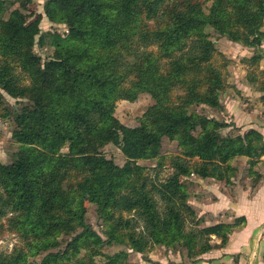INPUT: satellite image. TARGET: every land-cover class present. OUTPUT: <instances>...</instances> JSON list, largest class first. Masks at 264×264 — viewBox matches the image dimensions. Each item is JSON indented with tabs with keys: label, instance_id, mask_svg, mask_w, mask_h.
Instances as JSON below:
<instances>
[{
	"label": "trees",
	"instance_id": "obj_1",
	"mask_svg": "<svg viewBox=\"0 0 264 264\" xmlns=\"http://www.w3.org/2000/svg\"><path fill=\"white\" fill-rule=\"evenodd\" d=\"M32 3L0 0V120L13 122L18 145L10 164L0 161V235L8 226L23 244L0 252V264H127L128 252L104 255L115 245L138 254L185 248L197 261L228 247L246 218L200 229L185 179L229 186L236 159L251 170L264 161V137L255 129L224 137L231 124L190 108L221 107L225 81L209 29L261 46L264 0H48L44 14ZM43 18L68 34L42 32ZM47 40L54 55L43 65L34 50ZM263 58L248 62L256 68ZM248 81L264 93V73ZM143 94L155 104L129 128L115 116L117 103ZM164 138L180 153L172 175L156 183L138 162L161 159ZM108 145L120 148L123 167L105 156ZM194 159L201 163L191 166ZM87 197L105 238L87 222Z\"/></svg>",
	"mask_w": 264,
	"mask_h": 264
},
{
	"label": "rangeland",
	"instance_id": "obj_2",
	"mask_svg": "<svg viewBox=\"0 0 264 264\" xmlns=\"http://www.w3.org/2000/svg\"><path fill=\"white\" fill-rule=\"evenodd\" d=\"M32 2L31 9L38 14L39 12L44 14V9L38 8L36 0H32ZM40 28L42 32L57 33L63 37L68 34V29L65 25L52 24L46 18H43ZM262 30L264 31V26ZM208 32L217 47V54L213 59L214 64L221 70L225 81V88L220 96L221 107L211 108L204 105H196L190 108V112L201 116H207L210 120L216 119L219 122L231 124V127L221 131V134L224 137H235L240 134L243 135L248 131L246 124V116H249L248 114H253L255 110H257L259 118H264V102L262 101L264 93H261L258 90L257 85H253L248 81L249 75H259L264 73V58L256 68L255 65L248 62L255 55H261L264 57V40L262 41L261 46L257 48H248L241 44L231 42L226 36H221L214 32V30L209 29ZM49 44L50 41L47 40V45L39 47V44H37L34 50L35 53L40 56L43 65L54 55V49ZM18 73H20V70H18ZM22 77L25 76L22 75ZM262 79L263 78H259L258 80L260 81ZM27 84L28 79L25 80V85ZM6 98L11 106H17L16 100L8 96ZM154 104V99L148 94L141 95L134 103L120 101L117 103L115 116L125 126L135 128L140 125V120L147 113L149 108L154 106ZM13 131L14 124L11 120H0V161L3 164H10L14 154L18 151V145L12 138ZM103 152L108 159L113 160L120 167H123L127 162L122 151L117 146L108 145L104 148ZM179 153L180 150L178 148V143L176 141H171L168 138H164L161 159L139 161L138 164L147 169L146 174H148L149 178L152 177L156 183L164 182L173 173L170 159L179 156ZM200 163V160L194 159L190 162V165L195 166ZM232 165L237 168V174L235 178L232 179V184L230 185H235L234 182H236L237 184L235 187L239 184L242 187H249L251 191L250 193L256 192L259 189L261 182L264 180L263 159L253 170L250 169L247 158H238L232 162ZM199 181H203V179L195 176L185 179V183L187 184L190 193V204L203 201V196H201L200 193V187L202 185L199 184ZM205 181L212 182L215 180L209 179ZM223 185L226 184L223 183L222 186ZM209 197L207 200L208 202L210 199H213V195L211 194ZM84 207L87 212L86 219L88 224H90L99 235L105 238L103 235V223L99 219L97 207L91 202L90 197L85 199ZM192 207L194 208L193 205ZM6 220L7 219H4L1 222L2 225H6ZM206 220L207 223L205 224V222H203L199 227L200 229L209 227V225L216 221L208 217H206ZM234 220L235 218L232 219L230 223H233ZM213 237H215V239H213ZM211 243L212 245H219L220 241L216 236H212ZM251 244H264V228L260 230L259 234H256L251 241ZM21 247H23V244L20 236L16 232L8 231V226H6L0 235V252L11 254ZM252 247L255 248V246ZM123 251L128 252L129 254L127 264H196L201 261H205L208 264H212L213 262V264H221L222 260L227 256L224 254L221 258L214 259L212 256L215 252L213 251L196 261L188 258L187 250L185 248H179L174 252H170L166 247L155 246L146 254L134 253L127 247L119 245L103 248V253L107 256H112ZM254 256L255 254H251V252L238 253L233 257V264H253V262L251 263V260ZM103 260L104 258H97L98 262H102ZM256 260L257 264H260L261 262L264 264V249L261 251L258 259L256 257Z\"/></svg>",
	"mask_w": 264,
	"mask_h": 264
},
{
	"label": "crops",
	"instance_id": "obj_3",
	"mask_svg": "<svg viewBox=\"0 0 264 264\" xmlns=\"http://www.w3.org/2000/svg\"><path fill=\"white\" fill-rule=\"evenodd\" d=\"M46 1L48 0H36L38 8H44ZM254 113L246 116L247 130L255 129L264 137V118H259L257 110ZM199 182L202 185L200 187V193L203 196V201L191 204L197 211L198 216L204 220L205 224L207 223L206 217L216 220L209 226L218 223H230L232 219L242 216L247 220L246 228L242 231L235 232L231 236L229 246L226 249L214 251L215 253L212 257L217 259L225 254L227 256L222 260L221 264H233V257L236 254L251 252V254H255L251 263L257 264L256 257L258 259L260 256L261 251L264 249V244H260L261 246L258 244L254 245L251 244V241L264 228V180L261 182L259 189L254 193H250L249 187H242L239 184L235 187L236 182H234L235 185L229 186H222L223 183H218L217 181L208 182L203 180ZM211 194L213 195V199H210L208 202V197ZM252 246H255V248ZM196 264L208 263L201 261Z\"/></svg>",
	"mask_w": 264,
	"mask_h": 264
},
{
	"label": "water",
	"instance_id": "obj_4",
	"mask_svg": "<svg viewBox=\"0 0 264 264\" xmlns=\"http://www.w3.org/2000/svg\"><path fill=\"white\" fill-rule=\"evenodd\" d=\"M213 239H215V237H213Z\"/></svg>",
	"mask_w": 264,
	"mask_h": 264
}]
</instances>
